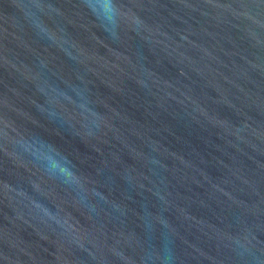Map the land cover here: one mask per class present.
<instances>
[{
	"label": "water",
	"instance_id": "obj_1",
	"mask_svg": "<svg viewBox=\"0 0 264 264\" xmlns=\"http://www.w3.org/2000/svg\"><path fill=\"white\" fill-rule=\"evenodd\" d=\"M0 264H264V0H0Z\"/></svg>",
	"mask_w": 264,
	"mask_h": 264
}]
</instances>
